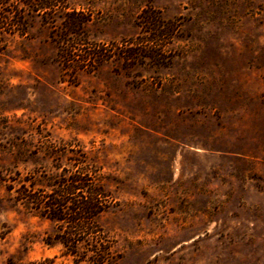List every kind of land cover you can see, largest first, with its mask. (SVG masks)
Here are the masks:
<instances>
[{"label": "rangeland", "instance_id": "obj_1", "mask_svg": "<svg viewBox=\"0 0 264 264\" xmlns=\"http://www.w3.org/2000/svg\"><path fill=\"white\" fill-rule=\"evenodd\" d=\"M21 1L0 0V264H91L25 198L81 169L111 264H264V0ZM147 8L175 25L163 64L67 61L64 13L114 49Z\"/></svg>", "mask_w": 264, "mask_h": 264}, {"label": "trees", "instance_id": "obj_2", "mask_svg": "<svg viewBox=\"0 0 264 264\" xmlns=\"http://www.w3.org/2000/svg\"><path fill=\"white\" fill-rule=\"evenodd\" d=\"M63 1L23 0L21 2L37 11L46 9L55 11ZM64 14L67 35L59 42L60 48L65 53L67 61L78 56L80 57L78 62L81 61L84 65L103 59L105 54L111 55L115 52L127 64L138 63L145 58L153 60L155 64H163L164 47L170 42L175 30V25L171 21L165 23L167 21L161 18L158 11L147 8L137 17V25L142 29L137 42L128 39L119 45L115 44L114 49L107 48L104 44H94L87 46V49H79L78 46L82 42L71 36V33L75 32L74 28H79L80 24L69 22V19L76 17L78 13L70 11ZM77 48L80 53H75L74 50ZM81 170L52 183L48 190L31 193L26 191L25 198L35 206L40 215L57 223L54 237L64 247L65 253L75 258V261L111 264L109 241L95 220L97 215L107 208V194L94 182L90 171ZM79 245L85 246V255L78 254Z\"/></svg>", "mask_w": 264, "mask_h": 264}]
</instances>
